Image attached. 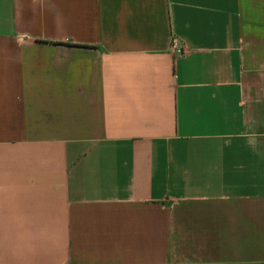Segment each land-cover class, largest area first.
Masks as SVG:
<instances>
[{
  "label": "crops",
  "instance_id": "1",
  "mask_svg": "<svg viewBox=\"0 0 264 264\" xmlns=\"http://www.w3.org/2000/svg\"><path fill=\"white\" fill-rule=\"evenodd\" d=\"M0 264H264V0H0Z\"/></svg>",
  "mask_w": 264,
  "mask_h": 264
},
{
  "label": "built area",
  "instance_id": "2",
  "mask_svg": "<svg viewBox=\"0 0 264 264\" xmlns=\"http://www.w3.org/2000/svg\"><path fill=\"white\" fill-rule=\"evenodd\" d=\"M172 45L174 47V49L176 50L177 53L181 54L182 53V49L181 47L177 44V41L174 39L172 41Z\"/></svg>",
  "mask_w": 264,
  "mask_h": 264
}]
</instances>
